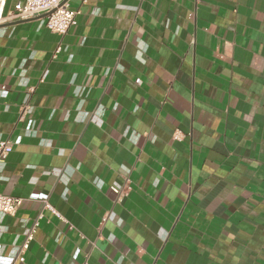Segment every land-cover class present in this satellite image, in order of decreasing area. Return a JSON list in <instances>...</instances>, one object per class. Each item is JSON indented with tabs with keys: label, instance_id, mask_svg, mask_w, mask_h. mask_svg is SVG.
Masks as SVG:
<instances>
[{
	"label": "crops",
	"instance_id": "0c3cea01",
	"mask_svg": "<svg viewBox=\"0 0 264 264\" xmlns=\"http://www.w3.org/2000/svg\"><path fill=\"white\" fill-rule=\"evenodd\" d=\"M70 3L82 13L64 35L0 25V135L13 143L0 192L23 199L0 216V242L43 211L15 264H264V0ZM16 252L0 246V264Z\"/></svg>",
	"mask_w": 264,
	"mask_h": 264
},
{
	"label": "built area",
	"instance_id": "2783aa9c",
	"mask_svg": "<svg viewBox=\"0 0 264 264\" xmlns=\"http://www.w3.org/2000/svg\"><path fill=\"white\" fill-rule=\"evenodd\" d=\"M6 4L7 0H0V25L15 20L37 19L39 21V28L47 27L51 31L60 35L66 34L72 26L76 25L78 23V16L82 13L81 8L73 7L70 3V0H25V2L23 3H17L15 9L8 13L5 12ZM17 78L19 85L29 86L25 69L20 70ZM10 91L11 88L7 85L0 86V96L8 97ZM33 91L34 87L29 86L26 92V98L22 103V111L27 108L29 97L31 95V92ZM86 91V86H77L74 89V95L80 100L79 106L77 107V111L79 121L81 122H88L92 117L91 112L84 111L82 109V103L84 101ZM25 134L27 136H35L36 132L31 129H27L25 131ZM12 151V141L9 138H3L0 135V171L5 168L6 159ZM51 174L60 177L65 174V171L63 169H52ZM109 188L116 194L121 193V187L117 184L111 185ZM38 199L42 202L43 209H49L59 219L65 220V217L50 204L49 195L40 194L38 195ZM22 201L23 199L21 197L8 195L0 192V216H14L19 210ZM42 216L43 211H41L35 218L31 220L27 231L21 237L19 235H15L9 244L0 242V246H10L17 249V252L10 264H15L18 261H25V254L29 249L31 242L34 240L35 233L39 226V220ZM5 232L6 231L4 230H0V239L5 234ZM63 237L64 235H61L59 241H61ZM123 253L125 255H128L129 252L127 251V249H125L123 250ZM77 255L78 252L75 253V258L77 257ZM82 264H90L88 257L83 261Z\"/></svg>",
	"mask_w": 264,
	"mask_h": 264
}]
</instances>
